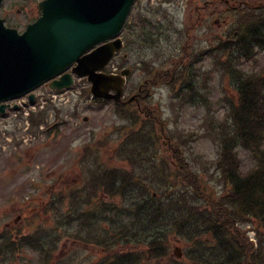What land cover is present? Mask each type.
<instances>
[{
	"label": "trees",
	"instance_id": "16d2710c",
	"mask_svg": "<svg viewBox=\"0 0 264 264\" xmlns=\"http://www.w3.org/2000/svg\"><path fill=\"white\" fill-rule=\"evenodd\" d=\"M255 18L256 17L252 19L254 20ZM246 30L250 33L252 44L249 49V58H253L255 55V46H261L264 48V21L258 20V23L247 26ZM229 55L232 57L234 56L230 51ZM177 75L179 74L177 73ZM253 79L259 78L254 77ZM263 89L264 81L261 82V80H259L256 84V94L258 99H260L261 96L264 97V93L260 92ZM246 94L247 92L245 93L242 91L239 96L240 101L243 104H246L243 106L240 103L239 109H234L230 112L231 121L228 122L227 115V119L221 121L219 125V138L214 141L219 155L215 163L216 166L213 167L214 171L210 173L212 175L209 177L213 181L218 180L219 183L227 186V189L223 190V194L216 198V202L218 203H214L210 207L212 209L226 207V211L233 210L232 214L236 220H241V218L247 215L257 219L259 237H261L264 235V153L259 156L257 168L248 174L243 175L239 171L238 160L236 154L233 152V148L237 143V145L243 144L253 153L254 149H259V146L264 144V111H259L254 107H246L249 103L245 100ZM31 120L34 122V126V118ZM233 122L234 130H231L230 127ZM120 130L122 136L132 137L137 140L138 149L144 146V143H141L143 140L151 139L152 143L147 144V146H151L156 139L154 125L145 121H138L135 118L123 120L122 126L120 125L117 129L118 134H120ZM201 162L202 161L195 162V166L187 168L188 173L184 180L181 178L183 174H180L177 171H175V173H170L165 166L154 164L140 165L137 173L139 184H146L149 190L159 193L160 199L181 200L185 199V197L180 195L181 190L177 189L176 192H174L173 189H170L167 186V183H184L185 189L183 192H187L186 199L188 201L199 200L200 198L197 196L196 191L192 192V195L189 192H191L190 190L192 188L196 189V186H200L201 184L198 171L201 170V176L207 175V172H209L204 163ZM109 177V175L100 173L90 174V179H100L103 183H105ZM94 183H96V181H94ZM98 184H100V182ZM100 188L104 189L102 185ZM94 189H91L90 183L89 191L95 192ZM96 189L99 190V188ZM103 192L109 193L107 189H104ZM170 193L171 195H169ZM141 198L147 197L144 196ZM203 207H205V205L190 203L188 209L191 211L188 214V220L193 219L194 222H203V220L198 219L200 214L195 211L199 208L203 209ZM38 208H40V211H44L45 214L51 213L52 211L50 205L46 206L45 209L41 206ZM201 214L206 218V223H203L204 225L208 224L207 220H209L210 224L214 225L216 217H220L223 213L217 214L214 211L211 213L201 212ZM72 226V222L55 223L54 229L49 231V233L45 231H40L39 233L33 232L29 236H24L21 231L12 232L10 230H4L3 234L0 235V264H24V254L27 250H31L37 254L38 262L36 264H57L53 259V255L55 254L61 238L68 237L81 240L85 243H93L97 241L95 239H86L87 236L80 234L78 229L81 228L78 225L76 226V231H71ZM38 230H40V228L37 229V231ZM209 231L211 232L213 229H210ZM58 233H60V235ZM121 238L126 240L124 237ZM110 240V238L107 239L108 244L106 245H98V247H102L103 257L107 259L103 264H122L120 258L123 259V257H118V255L121 254H116L113 251L114 245L109 244ZM238 241H241V238L240 235L235 232V237L233 239L234 245H232L235 249L239 247ZM261 242H264V236L262 237ZM236 257L237 259L234 261V264L248 263L247 259L243 263L239 261V258H247V254H237ZM248 260L251 264H264V245L260 243V249L250 255ZM99 263L100 261L96 262V264ZM58 264L62 263L59 262Z\"/></svg>",
	"mask_w": 264,
	"mask_h": 264
},
{
	"label": "rangeland",
	"instance_id": "374dc122",
	"mask_svg": "<svg viewBox=\"0 0 264 264\" xmlns=\"http://www.w3.org/2000/svg\"><path fill=\"white\" fill-rule=\"evenodd\" d=\"M22 1L25 0H5L0 8V10H3V15L7 21L9 20L11 23L19 25L17 30L20 32L24 30V24L27 23L26 20L38 17L39 12L36 6L40 0H34L31 3V8L24 11L19 10V5ZM157 1L141 0V9L146 8L147 3L152 7V5L157 4ZM194 3L195 0H185L181 3L178 1L171 5H165L164 9L170 15L173 14L172 16L176 17L177 21L185 24ZM257 60V64H253L254 70L264 65V52L258 55ZM253 66L245 64L242 65V69L250 71ZM84 83L83 80L78 81L81 87L84 86ZM211 85L210 100L215 113L213 121H217L223 117L225 109L219 101L221 93L220 88L218 89V82L215 84L213 81ZM80 86H77L73 92L75 93ZM43 91H45L47 96L50 95L46 87H42L37 92ZM226 94L229 95L230 92L228 91ZM160 95L162 99L155 102L160 101L161 105L162 103H167L166 92L162 91L160 94H156V98H159ZM74 104L68 103L64 105L55 101L38 102L37 105L45 107V114L48 115L47 120L52 119L56 113H59L60 118L66 122L61 134L56 139L47 138L39 131L40 128L33 129V132H28L26 129L27 124L23 122L26 119L24 115L16 117L13 114L6 119H0L1 225H21L22 221L19 213L23 209V203L27 202L28 199L33 202L39 199L46 200L48 197L45 194V188L52 177L62 174L66 183L75 182L78 170L73 168L72 165L80 153V145L87 139L88 132L93 131L96 135L102 134L115 121L110 105L99 110L93 106H88L87 102L83 100H80L79 104H76L75 101ZM179 104L180 102L170 100L164 113L165 118L177 120L182 128L194 131L207 107H205L204 103L195 105V108H191L188 103ZM175 106L183 108L181 114L173 110ZM85 117L86 122L83 121ZM39 126H42V124ZM189 144L194 147L196 153L202 154L208 160L214 159L215 150L209 142L200 140L196 142L190 141ZM238 156L241 170L244 173L248 172L253 167L254 161L248 152L242 149L238 150ZM240 230L244 231L242 228ZM75 247L69 243L61 246L60 255L62 257L65 256L69 251H74ZM87 250H79V252L84 254ZM34 262L35 260H29V264H34Z\"/></svg>",
	"mask_w": 264,
	"mask_h": 264
},
{
	"label": "water",
	"instance_id": "95a60500",
	"mask_svg": "<svg viewBox=\"0 0 264 264\" xmlns=\"http://www.w3.org/2000/svg\"><path fill=\"white\" fill-rule=\"evenodd\" d=\"M1 2V0H0ZM134 0H45L42 16L22 35L5 29L0 20V102L18 97L58 76L76 63L73 72L87 76L90 93L108 99L110 90L121 95L123 79L96 73L119 49V41L86 52L115 38L121 31ZM73 83L63 75L50 86L60 89ZM32 98V97H30ZM5 106H0V113Z\"/></svg>",
	"mask_w": 264,
	"mask_h": 264
},
{
	"label": "flooded vegetation",
	"instance_id": "af4514ba",
	"mask_svg": "<svg viewBox=\"0 0 264 264\" xmlns=\"http://www.w3.org/2000/svg\"><path fill=\"white\" fill-rule=\"evenodd\" d=\"M137 96L139 97V100L142 99V97H143L142 90H141L140 87H138V89H137ZM138 107L139 108L141 107V108L146 109L147 108V105H139Z\"/></svg>",
	"mask_w": 264,
	"mask_h": 264
}]
</instances>
